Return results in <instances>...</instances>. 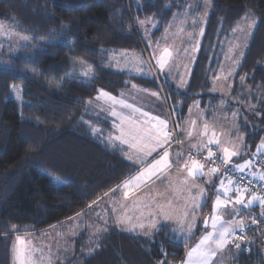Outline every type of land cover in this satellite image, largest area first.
<instances>
[{
  "label": "trees",
  "instance_id": "trees-1",
  "mask_svg": "<svg viewBox=\"0 0 264 264\" xmlns=\"http://www.w3.org/2000/svg\"><path fill=\"white\" fill-rule=\"evenodd\" d=\"M183 1L0 0V21L13 22L31 37L6 64L0 62V264H14L18 233L39 232L87 210L138 170L120 147L91 129H108L88 110L101 90L117 93L132 84L163 89L175 127L194 103L211 117L226 98L223 108L237 114L245 153L264 138V0H208L210 11L185 89L113 67L119 51L149 54L138 21L152 20L151 35L163 38ZM252 19L256 26L244 55L239 65L230 64V90L213 93L236 30ZM84 66L92 69V78L78 73ZM187 245L176 239L172 225L149 236L108 227L96 238L81 235L71 258L56 264H180ZM237 250L238 264H264L263 245Z\"/></svg>",
  "mask_w": 264,
  "mask_h": 264
},
{
  "label": "rangeland",
  "instance_id": "rangeland-1",
  "mask_svg": "<svg viewBox=\"0 0 264 264\" xmlns=\"http://www.w3.org/2000/svg\"><path fill=\"white\" fill-rule=\"evenodd\" d=\"M183 2L185 3L183 10L176 14L171 25L167 28L163 38L155 39L151 35L154 31L155 24L152 25L151 23L145 20H142L144 22L142 25L140 24L142 33L146 39V42L148 43L150 52L149 54L145 53V55L147 57V61L151 64V67L154 70H156L155 66L156 68H158L155 63V59L158 58L160 52H162L163 49L167 47L171 51L172 56L169 59V62L165 68H169L170 73H175L176 75L178 74L177 72H175L176 70H178L179 68H181L182 70L185 69L181 71L182 76L181 73L179 75L180 82H183V79L186 78V69L187 67H190L192 61H194L195 59L200 43V38L205 28L206 17L210 11V2L208 0H184ZM0 25H3V28L0 29V62L1 64H6L8 58L16 54V48L22 44H29L31 41V37L17 30L14 26V23L11 21H0ZM255 26L256 21L254 19L247 20L236 30L237 38H235L233 41L235 42V44H233L232 42L231 48L233 49L229 50L228 60H226L225 62V70L223 71L222 76H220L221 79H218V83L220 86L217 85L216 87H214V89H219L220 91H223L225 89L229 90V88H231V83L229 85V81L231 80L234 71L231 70L230 64L232 63L235 66L239 65L241 58L244 55L245 48L247 47L248 42L250 41ZM24 37H27L28 39H24ZM154 53L155 56L153 55ZM113 66L117 67V65ZM77 71L83 77L86 76L87 79L92 78L94 76V73L89 66L78 68ZM163 78L169 79L167 77V74H164ZM14 93L15 96L18 97L19 101L22 103L20 92L17 91L16 88L14 90ZM227 104H229V100L225 98L224 103L221 104L220 108L222 109ZM199 109L202 108L199 106ZM224 110L225 109H223L222 111ZM91 114L96 116V114L92 112ZM222 114L223 113H220L216 119H213L212 122H209L211 124H208V126H210L211 128L208 129L209 134L207 138L210 139L212 132L215 131L217 139L221 140L220 147L233 148L235 146V149L242 153L241 156L232 158V162L234 164L243 163L244 160L250 159L253 161L254 166L256 164L257 157L262 155L257 153V147L261 144L262 141H264V138L249 153H245L247 150L245 146V135L242 134L240 130L241 124L238 123L236 112L232 114L231 118H227L228 114L226 116ZM242 123L246 124L247 118H244V121ZM213 125H215L217 128H215ZM230 131L232 132V137L229 134ZM107 132L108 129L104 131V134ZM225 141H231V143H225ZM180 144L181 145H178L181 146L184 150H190L189 148L183 145L182 141H180ZM219 153L221 156L222 153L220 152V150ZM165 173L166 172L164 171L160 174ZM185 173L187 175V171H185ZM213 176L208 178H212ZM176 184L181 185L182 182L179 181L176 182ZM196 184L199 185L198 189H203V185H205L199 181ZM188 194L190 195V197H192L197 195L198 192H188ZM216 195L217 191L215 190L214 194H211L210 201L208 203L209 205L207 208L206 217L204 218V221H208L207 227H205L203 221V226L201 228L197 229L194 226L192 227L191 234L187 232H182L179 224L176 226L179 229L174 227L176 232V239L188 243L180 264H182V262L187 261V254L200 241V239L204 235L212 231L211 218L214 215L220 214L223 216L225 221H231L233 219L232 215H235L236 212L242 208L236 205L235 209H233L232 206L229 205L227 209H221L217 213L216 211H214L213 208V200ZM221 198L226 199L227 197L222 195ZM193 203L198 205L195 208H200L201 212L203 205H206L207 203V199H204L203 196L201 199L193 201ZM101 204H92L87 210L80 212L79 214L67 220H64L63 222L65 223V226H58V228H52L50 230H47L46 232H44V236H34V238H32L33 236H31L30 234H26L25 242L26 244L28 243V246L31 249L29 264H54V262L58 258H61L64 255V247L63 242L61 240L63 237L67 240H70V244H73L74 249V245L77 240L81 237V235L87 236L92 239L98 237L100 233L105 231L106 227L119 228L120 222H118L119 220L116 218V216L111 213V206H109L108 209H105L104 204H102L104 208L101 206ZM176 218L177 220L180 219L179 213L176 215ZM186 226L187 225H185V227ZM260 233L264 235V226L257 227L253 231L251 241L254 242L253 245L258 244L260 245V247L263 245L264 251V242L260 241L258 237V234ZM83 238L85 237H82V239ZM231 241L232 240L230 237V242L224 248L217 250L215 257L211 258L210 264H238L237 261L234 259V256L238 252V250L237 248L233 247V242ZM74 252L75 251L73 250L72 254H74ZM25 255L28 258L27 252ZM14 261V264H19V262L16 261L15 258Z\"/></svg>",
  "mask_w": 264,
  "mask_h": 264
},
{
  "label": "crops",
  "instance_id": "crops-1",
  "mask_svg": "<svg viewBox=\"0 0 264 264\" xmlns=\"http://www.w3.org/2000/svg\"><path fill=\"white\" fill-rule=\"evenodd\" d=\"M146 21L154 25L152 20H146ZM115 55L116 56L113 57L112 59L113 65H117V67L113 66L115 69L123 70L136 75H145V76L147 75V76H155V77L157 76L159 80L160 79L164 80L163 75L167 74V77L169 79L166 80H170L174 83L176 82L175 84L177 85L183 83L184 85L183 87L178 86L180 89H185L187 87L190 79L191 70L194 64V61H192L190 67L189 68L187 67L186 69L187 72L185 74L186 78L183 79V82L182 81L180 82L179 75L181 71L185 69L182 70L181 68H179L178 70L180 71L178 70L175 71L178 73L176 75L175 73H170L169 68H165L163 72H160L158 71V68H156V66L153 64L156 69L154 70L151 67V64L147 61L146 55H144L141 52L119 51ZM220 76L222 75L217 76V78L214 80L212 92L213 93L220 92L225 94L227 91L230 90V88L229 90L225 89L223 91H220L219 89H214V87L219 85L218 79H221ZM231 82L232 80L229 81V85ZM133 85L135 84H132L128 88L121 89L117 93L100 91L96 97L90 100L88 104L89 113L92 112L96 114L97 117L104 119L105 123L108 125V132L104 134L105 130L102 131L101 126L98 125L97 126L90 125L91 129L93 128L100 129L99 132H94L93 130L92 131L96 134L102 135L103 139H105V141H107L109 145L111 144L120 147L121 148L120 152L122 153L124 158L127 159V156L132 154L128 150L127 146L121 144L120 141H114L109 139L110 136H114L118 134L116 128L114 127L113 121L115 120L116 123H119V120L115 117H112L111 112L108 109L113 108L116 112L120 113L121 115L131 116L133 119L143 120L147 118L140 116V114L137 112H133L132 109L122 107L119 103H113L107 97L103 96V92H107L111 96L116 97L117 100L122 99L127 104H131L134 107L139 108L144 112H148L150 116H158L160 119L165 120L167 122L166 130L171 134V139L169 141V144L165 145V148H167V150L170 152V160L173 161V166L170 169H165L166 172L165 174H158V176H155L152 179L148 180L146 183L141 184L140 187L137 188L133 186L130 195L128 197H125L124 192L129 191V189L124 188L123 186L133 176L137 174L139 170L138 168L136 172L125 178L122 182H120V184L115 186L113 189L104 193L93 204L99 205L102 203L104 204L105 209H108V207L111 206L112 208V210H110L111 213L114 214L119 221L123 220L125 216L131 217L132 219L130 222H123V223L120 222L119 224V228L128 233H139L144 236L152 235L156 230H152L150 234L145 235L144 234L145 230L141 229L138 225L140 223H143L145 227H147L148 223L150 222V218L148 215L149 212H155L156 206L158 204L167 206L169 203H171V207L174 211L173 218L171 220H163L161 217H157V219L159 220V228L163 225H172L176 227L178 225L176 215L178 213L181 214V212L186 209L190 215H189V220L185 221V225H187L188 222H192L193 226L199 229L203 226V221L204 218L206 217L207 208L209 205L208 203L210 201L211 194H214V191L219 188V173L214 175L212 178L199 177L196 179L195 183L199 181L202 184H205L203 185V190H204L203 196L204 199H207V203L206 205H203L201 212H200V208H195V210L193 211L194 203L188 192H195V191L199 192V189L191 188V190H189V188L185 186L183 183L181 185L176 184V182L179 181L183 182L184 180V177L186 175L185 173L186 170L181 168L180 166L185 163L189 155L181 146L174 143V130H173L174 122L172 119L173 116L171 115L170 107L166 99V96L164 95L163 89L151 90L138 85H135V87H133ZM152 93H159V96H153ZM98 96L100 97V99H97ZM199 106L201 107V104L199 102L194 103L189 108L186 114V118L179 123L176 121L177 122L176 130H178L179 138L182 141L183 145L189 149H194L192 148V145H197V147H199L201 142L207 141L208 138L202 135V133L205 130L204 127L205 125L208 126V124H211L209 122H212L213 119H216L220 113H223L222 115L225 116L228 114L226 113V110L222 111L224 109L222 108L221 110L219 109L210 117L208 110L203 109V107H201L202 109H199ZM229 117L231 118L232 116L228 114L227 118ZM193 121H195V123H193ZM153 123H155V121H153ZM213 126L217 128L215 125ZM209 128L211 127L208 126V129ZM189 133H191V135H189ZM229 134L232 137L231 131L229 132ZM219 150H220V146H219ZM177 153H180L182 155V158L179 160L178 163L175 162ZM134 159L136 158L134 157ZM205 167L206 169L208 168L206 164ZM250 169L256 172H260V173L262 172V170L257 164V161L256 164L251 168H249L248 170ZM209 179L211 180V183L206 182ZM189 182L192 181L189 180ZM232 195H235V193H233ZM238 206L242 207L240 205ZM263 214H264L263 206H261L259 202H255L251 207L248 208L242 207L241 209H239V211L236 212L235 215L232 216L233 219H237V220L243 219L244 221L243 228H247L251 225V220L253 217L262 218L264 216ZM193 216L195 217L194 221H192L191 219ZM58 226L63 227L65 226V223L64 222L58 223L56 225L40 230L39 232L18 233L17 236L22 237L24 240L26 234H30L31 236H33L32 238H34V236H44V232L52 228H58ZM261 226H264V224L258 225L257 227H261ZM257 227H255L251 231L250 238L253 234V231ZM107 228L108 227H106V229ZM263 236L264 235L261 233L258 234L259 238H263ZM61 240L63 242L64 255L61 258H58L54 262V264L60 261L63 262L67 261L69 258H71L72 251L74 250L73 244L72 245L70 244V240H67L64 237ZM251 243L252 246L254 242L251 241ZM251 246H250V250H251Z\"/></svg>",
  "mask_w": 264,
  "mask_h": 264
},
{
  "label": "snow or ice",
  "instance_id": "snow-or-ice-1",
  "mask_svg": "<svg viewBox=\"0 0 264 264\" xmlns=\"http://www.w3.org/2000/svg\"><path fill=\"white\" fill-rule=\"evenodd\" d=\"M139 24H143V21H138ZM251 27V26H250ZM3 25H0V29ZM24 39H28L24 37ZM155 56V53L153 54ZM171 51L165 47L162 52H160L158 58L155 59V63L158 67V71L163 72L166 65L171 58ZM238 63V62H237ZM243 77L241 80L243 81ZM183 83L179 87H183ZM135 87V85H133ZM15 88V86H13ZM19 91V90H17ZM102 91V90H101ZM153 96H159V93H152ZM103 96L107 97L113 103H119L124 108L132 109L133 112H137L142 117L147 119L139 120L133 119L131 116H123L116 112L113 108L108 110L111 112V116L119 120L116 123L114 120V127L118 134L110 136V140L120 141L121 144L126 145L128 150L132 153L127 156L129 161H132L138 166L139 170L135 176H133L128 182L125 183L124 187L129 189V191L124 192V196L128 197L132 191L133 186L140 187L141 184L146 183L148 180L163 173L165 169H170L173 166V161L170 160V152L165 148V145L169 144L171 139V134L166 130L167 122L160 119L158 116H150L148 112H144L139 108L134 107L131 104H127L124 100H117L116 97L111 96L107 92H103ZM97 99H100L98 96ZM155 121V123H153ZM195 123V121H193ZM205 130L202 133L203 136H208V126L205 125ZM94 132H99L100 129L93 128ZM191 135V133H189ZM225 143H231V141H225ZM210 145H221V140L217 139L215 131L212 132L211 138L207 139L206 142H201L199 147L197 145H192V148L196 149L197 152L207 149L205 159L211 161V165L208 169H205V164L201 163L200 160L189 156L183 165L180 167L187 171V175L183 180V184L191 190V188H199V185L195 183V180L199 177H211L216 175L220 171V165L216 163V159L220 160V163L227 168L231 164V172L225 171L222 173L223 179L219 182V188L216 190L217 195L213 200V208L217 213L221 209H227L229 205L235 209L236 205H240L244 208L251 207L255 202H259L261 206H264V194L261 192L254 191L250 186L253 180H259L264 182V172L259 175L252 172L249 175L252 176V180H248L247 183H241L246 178L243 175L237 177V179L231 178V173L243 174L246 170L253 166V161L248 159L244 160L243 163L232 164V158L241 156L242 153L233 148L220 147V152L222 155L220 157L216 156V153L212 151ZM257 153L264 155V141L257 147ZM155 154V155H154ZM134 157L136 159H134ZM150 158V159H149ZM182 158L180 153L176 154V163ZM191 180V184L189 183ZM207 183H211V180H207ZM262 191H264V184L261 185ZM235 193V195H232ZM204 190L199 189L197 195L192 196L193 201L199 200L203 197ZM227 197L222 199L221 196ZM195 203L193 204V211L197 207ZM150 222L147 227L143 223L138 226L144 229V234L148 235L152 230L159 229V220L157 217H161L163 220H171L174 215V211L171 207V203L167 206L157 205L155 212H149ZM189 212L185 209L180 214V219L177 223L180 225L182 232H187L191 234L193 224L188 222L185 227V221L189 220ZM131 217L125 216L123 220L118 222H130ZM192 221L195 217L193 216ZM211 228L212 231L204 235L200 241L190 250L187 254V261L182 262V264H210L212 257H215L217 250L224 248L229 242L230 237L235 239H240L241 237H236V229L243 231V219H233L231 221H225L223 216L220 214L214 215L212 218ZM205 227L208 226V221H204ZM233 239L231 242H235ZM236 248H240L239 243H235ZM26 252L28 253V258H26ZM14 258L19 264H29V259L31 256V249L27 246L25 240L17 236L16 244L13 246ZM160 264H167V261H161Z\"/></svg>",
  "mask_w": 264,
  "mask_h": 264
},
{
  "label": "built area",
  "instance_id": "built-area-1",
  "mask_svg": "<svg viewBox=\"0 0 264 264\" xmlns=\"http://www.w3.org/2000/svg\"><path fill=\"white\" fill-rule=\"evenodd\" d=\"M174 132H175V137H174V143L176 144H180V138L178 137L177 131H176V127L174 125L173 128ZM212 148V151L216 153L217 157H220L219 154V149L215 146V145H211L209 146ZM185 151L187 152V154L190 156H193L194 158L200 160L201 162H204L208 167L211 165V161H208L205 159V155H206V151H199L197 152V150H188L185 149ZM216 163L218 165H220V171H219V182L221 179H223L224 177L222 176V173H224L225 171H229L231 172V164L225 168V166L223 164L220 163L219 159H216ZM259 165L264 168V155L260 156L258 158V162ZM256 173L257 175H259V172H256L254 170H246L245 173L243 174H239V173H231V178L233 179H237L238 176L243 175L246 179L244 181H241V183H247L248 180H252V176L249 175V173ZM264 184V182H261L259 180H253V183L251 184V188L256 191V192H261V194H264V191H262L261 189V185ZM263 211H264V206H263ZM264 215V214H263ZM264 224V216L262 218L259 217H253L251 220V225L247 228H243V231L241 232L239 229L236 230L235 232V236L236 237H241L240 239H235L233 237H231V240L235 239V242L233 243V247H235V243H239L240 244V248L237 249H244V251H248L247 249L249 248L250 251V246H251V240H250V233L251 231L257 227L258 225Z\"/></svg>",
  "mask_w": 264,
  "mask_h": 264
},
{
  "label": "bare ground",
  "instance_id": "bare-ground-1",
  "mask_svg": "<svg viewBox=\"0 0 264 264\" xmlns=\"http://www.w3.org/2000/svg\"><path fill=\"white\" fill-rule=\"evenodd\" d=\"M247 250L249 251V248Z\"/></svg>",
  "mask_w": 264,
  "mask_h": 264
}]
</instances>
